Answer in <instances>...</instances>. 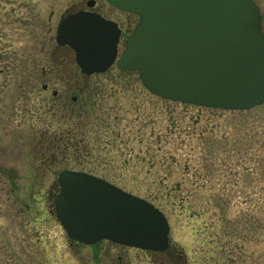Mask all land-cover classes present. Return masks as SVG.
<instances>
[{
    "label": "rangeland",
    "instance_id": "374dc122",
    "mask_svg": "<svg viewBox=\"0 0 264 264\" xmlns=\"http://www.w3.org/2000/svg\"><path fill=\"white\" fill-rule=\"evenodd\" d=\"M87 1L0 0V264L167 258L154 261L109 240L97 242L95 254L72 245L55 217L59 190L52 186L66 168L106 178L160 208L169 242L188 264H264V102L232 110L170 100L117 64L80 73V88L69 93L50 70L73 75L79 65L70 47L57 45L56 29ZM95 3L111 14L106 0ZM54 134L66 138L59 151Z\"/></svg>",
    "mask_w": 264,
    "mask_h": 264
},
{
    "label": "water",
    "instance_id": "95a60500",
    "mask_svg": "<svg viewBox=\"0 0 264 264\" xmlns=\"http://www.w3.org/2000/svg\"><path fill=\"white\" fill-rule=\"evenodd\" d=\"M140 16L118 58L121 29L97 13L62 18L58 45H69L87 75L115 62L138 71L152 93L196 105L247 110L264 102V33L254 0H108ZM54 206L67 237L164 251L171 226L145 198L89 172L64 170ZM122 264V263H121Z\"/></svg>",
    "mask_w": 264,
    "mask_h": 264
},
{
    "label": "flooded vegetation",
    "instance_id": "af4514ba",
    "mask_svg": "<svg viewBox=\"0 0 264 264\" xmlns=\"http://www.w3.org/2000/svg\"><path fill=\"white\" fill-rule=\"evenodd\" d=\"M95 2H96V0H89V1L85 2L86 3L85 6H79V8L76 10V12L77 11H85V12L87 11V12H91V13H98L99 15H102L103 17H105L107 19L114 20L118 24L119 28L121 29V31H120L121 32V36H120L119 45L127 37V40L124 41L125 43L123 42L125 46L122 49L119 48L118 52H119V54H121V51H123L125 49V47H126V43L128 41L129 35L131 34L133 29L138 24V22H139L138 20L140 19V17L137 14H134V13H131V12H128V11H124V10H120V9H118V8L112 6V5H111V8L109 9L111 14H109V12H103V11L99 10L96 7V3ZM106 2H107V0H106ZM254 2H255L256 5H258L259 11H260V14H259V15H261L260 25H261V29H262V31L264 33V0H254ZM113 12H116V14L118 16L114 17L113 16ZM70 13H73V12H70ZM67 15H68V13H67ZM126 34H127V36L124 37V35H126ZM108 70H106V71H108ZM123 71H125V70H123ZM50 73L52 75L56 74V75H58L61 78V79H58V80H61V81H63L65 83V86H67L69 88V89H66L69 93L72 90H75L77 87L80 88V84H79L80 83V76H81L80 73L83 74L84 76H90V75H87L84 72H82L80 67L78 69V72H76L77 74H73V75L72 74L68 75L67 71L63 70V69L50 70ZM43 88L45 90H49L50 86L46 83V84L43 85ZM52 94H53L52 96H58L59 95V89H53ZM71 100L75 103V102H77L78 97L75 96V95H72L71 96ZM43 135L45 136V134H43ZM52 136L53 137H52L51 140H53L55 142H57V141L59 142L60 141L56 145V150L59 151L60 147H61V146H59V144L66 138L64 137L63 134H59V135H55L54 134ZM57 136H60V139H58ZM0 137H1V135H0ZM0 156H1V141H0ZM67 169L68 168L63 169L62 171L67 170ZM69 170H74V169H69ZM59 173L57 174L56 180H55V182L52 185L53 188H56L58 190L60 189V184H59V180H58ZM102 241H105V240H102ZM70 243L72 245H75V246L77 245L80 248L81 247H87V246L91 247V249L93 250L94 254H95V251L97 249V243H95V244H83V243H80V242L74 241V240H70ZM131 248H133V247H131ZM135 249L141 250L146 255H149L150 259L153 258L154 261H156V259L159 260V255L166 254L167 258H163L164 261L162 263H160V264H179L181 260H183V264H188V261H187L185 253L181 249H179L178 247L172 246L171 242L169 244V247L167 249H165L164 251L145 250V249H139V248H135ZM117 259H118L117 264H121V263L125 264L123 262V259H122L121 255H118Z\"/></svg>",
    "mask_w": 264,
    "mask_h": 264
}]
</instances>
